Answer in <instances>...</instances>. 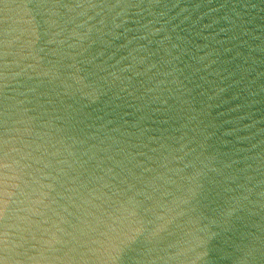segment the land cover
<instances>
[{
	"label": "water",
	"instance_id": "obj_1",
	"mask_svg": "<svg viewBox=\"0 0 264 264\" xmlns=\"http://www.w3.org/2000/svg\"><path fill=\"white\" fill-rule=\"evenodd\" d=\"M0 264H264V0H0Z\"/></svg>",
	"mask_w": 264,
	"mask_h": 264
}]
</instances>
